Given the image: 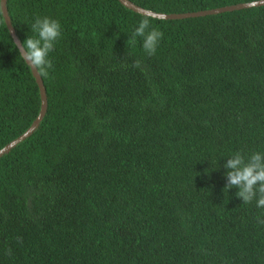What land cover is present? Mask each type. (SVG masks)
<instances>
[{
  "label": "trees",
  "instance_id": "16d2710c",
  "mask_svg": "<svg viewBox=\"0 0 264 264\" xmlns=\"http://www.w3.org/2000/svg\"><path fill=\"white\" fill-rule=\"evenodd\" d=\"M132 1L182 13L253 0ZM7 6L22 43L36 17L62 35L46 115L0 158V264H264V208L224 192L227 159L264 153V6L154 18L151 56L143 38L127 44L145 15L119 0ZM0 21L1 149L41 96L1 6Z\"/></svg>",
  "mask_w": 264,
  "mask_h": 264
},
{
  "label": "clouds",
  "instance_id": "9594fccd",
  "mask_svg": "<svg viewBox=\"0 0 264 264\" xmlns=\"http://www.w3.org/2000/svg\"><path fill=\"white\" fill-rule=\"evenodd\" d=\"M154 19L151 13L144 16L127 41V44H135L136 38H143L142 47L149 55H155L158 45L164 33L152 27L150 21ZM2 22V21H0ZM34 36L20 43L15 41L18 54L24 59L27 65L33 70H37L39 75L47 76L48 70L53 69V63L49 59V54L54 50L55 42L62 35V26L58 20L50 17H36L31 25ZM133 67L139 68L141 61L136 60ZM226 169L227 184L224 192L232 188H238L236 196L242 198L245 204L256 200L257 207L264 208V153L254 152L246 158L241 152H235L224 164ZM259 220V218H258ZM264 224V220H259ZM11 249H9V254Z\"/></svg>",
  "mask_w": 264,
  "mask_h": 264
},
{
  "label": "water",
  "instance_id": "95a60500",
  "mask_svg": "<svg viewBox=\"0 0 264 264\" xmlns=\"http://www.w3.org/2000/svg\"><path fill=\"white\" fill-rule=\"evenodd\" d=\"M0 6H1V11L2 15L4 18V21L7 25L8 31L13 39V41H19L20 43L21 40L19 39L17 32L15 30V27L13 25L11 16L9 14L8 10V0H0ZM125 7L132 9L133 11L147 15L151 13L154 18H159V19H186L190 17H200V16H206V15H212V14H218L222 12H229V11H235V10H241V9H246V8H251V7H259V6H264V0H253L249 2H240L236 4H231V5H226V6H221L217 8H212V9H206V10H199V11H189V12H182V13H164V12H157L152 9L145 8L139 4H136L132 0H119ZM32 71V69H31ZM36 83L39 87L40 90V96H41V107L39 114L37 118L33 121L32 125L27 129L26 132L6 144L4 147L0 149V158L6 154L9 153L19 142L22 140L26 139L28 136H30L33 131L38 127L39 123L41 120L44 118V116L47 113L48 109V95H47V89L45 87L43 78L41 75H39L37 70L32 71Z\"/></svg>",
  "mask_w": 264,
  "mask_h": 264
}]
</instances>
